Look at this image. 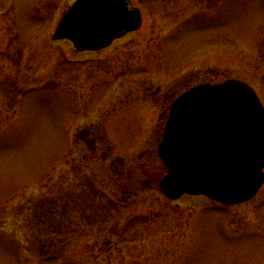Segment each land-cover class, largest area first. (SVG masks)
I'll return each mask as SVG.
<instances>
[{
  "label": "rangeland",
  "instance_id": "374dc122",
  "mask_svg": "<svg viewBox=\"0 0 264 264\" xmlns=\"http://www.w3.org/2000/svg\"><path fill=\"white\" fill-rule=\"evenodd\" d=\"M73 1L0 0V264H264V185L170 200L157 152L195 85L264 106V0H134L142 31L100 55L53 40Z\"/></svg>",
  "mask_w": 264,
  "mask_h": 264
},
{
  "label": "water",
  "instance_id": "95a60500",
  "mask_svg": "<svg viewBox=\"0 0 264 264\" xmlns=\"http://www.w3.org/2000/svg\"><path fill=\"white\" fill-rule=\"evenodd\" d=\"M141 26V9L131 0H76L53 40L97 51ZM157 152L165 171L158 185L168 199L250 201L264 185V106L241 80L195 85L173 102Z\"/></svg>",
  "mask_w": 264,
  "mask_h": 264
},
{
  "label": "flooded vegetation",
  "instance_id": "af4514ba",
  "mask_svg": "<svg viewBox=\"0 0 264 264\" xmlns=\"http://www.w3.org/2000/svg\"><path fill=\"white\" fill-rule=\"evenodd\" d=\"M74 2V1H73ZM131 2H132V5L133 6H136V7H139L140 9H141V12H142V26H141V28L139 29V30H137V31H135V32H131V33H128V34H126L124 37H122V38H119V39H116V40H114L113 42H112V44L110 45V46H108V47H106V48H104V49H100V50H97V51H86L87 53H91V54H98V55H100V54H102V53H104V52H107V51H110V50H119L121 47H125V45H126V42H124V41H126L127 40V38H129V37H131L132 35H134V34H137V33H139V32H141L142 31V29H143V27H144V10L139 6V5H136L134 2V0H131ZM71 43V42H70ZM72 44V43H71ZM73 45V44H72ZM133 47V49H135L136 47H135V45L134 46H131V45H129L128 46V48H132ZM135 47V48H134ZM86 52H79V53H86Z\"/></svg>",
  "mask_w": 264,
  "mask_h": 264
},
{
  "label": "trees",
  "instance_id": "16d2710c",
  "mask_svg": "<svg viewBox=\"0 0 264 264\" xmlns=\"http://www.w3.org/2000/svg\"><path fill=\"white\" fill-rule=\"evenodd\" d=\"M161 171H162V172H163V174H164V172H165V171H164V169H163V166H162V168H161Z\"/></svg>",
  "mask_w": 264,
  "mask_h": 264
}]
</instances>
